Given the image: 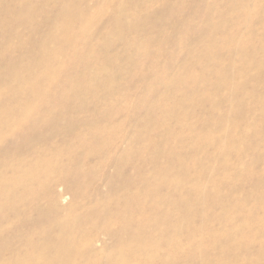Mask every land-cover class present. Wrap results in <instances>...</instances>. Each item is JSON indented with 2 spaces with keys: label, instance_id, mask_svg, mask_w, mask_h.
<instances>
[{
  "label": "rangeland",
  "instance_id": "374dc122",
  "mask_svg": "<svg viewBox=\"0 0 264 264\" xmlns=\"http://www.w3.org/2000/svg\"><path fill=\"white\" fill-rule=\"evenodd\" d=\"M63 9L82 18L74 22L75 50L82 54L53 34ZM51 47L65 57L54 80L33 59V51ZM256 62L262 68H254ZM188 73L196 81L175 82ZM0 85L3 115L20 117V105L39 112L20 121L21 135L13 139L19 143H0V174L10 172L0 175V185L17 159L51 152L60 134L100 127L103 136L89 140L93 154L86 156L91 150L82 143L59 158L64 173L77 169L80 186L75 176L55 183L42 173L47 186L38 187L39 176L20 164V182L8 183L16 209L0 213V259L9 241L38 222L54 235L75 234L84 220L86 230L75 235L100 239L94 264H142L149 251L129 253L139 236L167 250L169 241L187 243L197 230L200 246L183 247L195 254L174 264H264V0H0ZM45 108L51 126L41 123ZM50 132L52 146L42 140ZM126 189L137 190L130 197L133 238L110 229L104 217L116 205L104 202ZM91 251L78 248L79 259Z\"/></svg>",
  "mask_w": 264,
  "mask_h": 264
},
{
  "label": "bare ground",
  "instance_id": "6f19581e",
  "mask_svg": "<svg viewBox=\"0 0 264 264\" xmlns=\"http://www.w3.org/2000/svg\"><path fill=\"white\" fill-rule=\"evenodd\" d=\"M26 9L24 8L23 10H26ZM26 12L27 11L20 12L21 13V17H25L26 16ZM76 17H79V19H82L76 13H71L70 11L69 12L68 11L64 12V9L61 10L60 22L58 24L57 30L55 32H53V34H57V36L59 37L58 39L59 40L63 39V41H65V44L68 47H71L72 49H74V51L76 53L82 54L83 51H85L82 48H78L77 49L78 51L75 50L77 45L79 44V42L77 40V35L74 33V30L77 29L76 28L77 26L74 23ZM79 22H80V20H79ZM78 24H79V26H82L83 22H80ZM44 45H46V44H44ZM50 46H51V44H49V47ZM87 49H88V47H87ZM33 54H34V58L33 59L36 62V64L39 67L40 66H43V68L45 67L46 71L43 70V72L50 77V78H48L49 80H54V78H56L58 75L61 74L62 68L65 65L64 64L65 61L63 60V58H65V57L63 56V53H62L61 50H59V49L57 50V48L51 47L48 50L46 49L43 52L33 51ZM91 58H93L92 55H91ZM250 64H251V62H250ZM235 66H237V65L235 64ZM252 66L254 68H256V69L262 68V64L258 63V62H256ZM249 67H251V66L249 65ZM28 71H32V70L28 67ZM44 78H45V76H44ZM175 80H177V79L175 78ZM175 80H173L170 83V85L172 83L174 85V81ZM7 81L9 82L8 79H7ZM11 81H13V80H11ZM189 81H196V77L193 74L188 73L187 75L182 77V79L177 80L175 82L176 83L178 82L180 85H183V84H187V82H189ZM168 83L165 82V81L161 82V84H163V85H168ZM22 84L24 86H27L26 82H23ZM69 84L70 85L68 86V88L73 90L74 85H72L73 86L72 87L71 86V82ZM17 86H19V85H17ZM6 87H8V86L6 85ZM178 88H179L178 85H175V88H174L175 92H177ZM3 89H5V88H3ZM9 90H12V89L9 88ZM0 91H2V90H0ZM2 92H4V91H2ZM72 92H70V93H72ZM172 93H174V92H172ZM0 94H2V93H0ZM60 94H63V93H60ZM60 94H59V96H60ZM66 95H67V93H66ZM71 95H73V93L70 94V96ZM41 97L42 96H40V98ZM65 98H68V97H65ZM32 108H33L32 106H26V105H20L19 107H17L18 112L21 113V115H19L20 117H18V118H17L16 115L11 113L10 110H9L10 111L9 114L6 115V113H5L3 115L2 109H1V111H0V143L1 144L4 143V142H7V139H12L9 143H7V145H12L14 143H17L18 140L14 141L13 139L17 138L18 135H21L22 127L19 126L20 125V121L23 120V119H31L34 116H36V114L38 115V113H39V112L34 113L35 109H32ZM48 112H49L48 109L45 108L43 116H42L43 118L41 119V123L44 126H51V124H52V122L49 119L50 116H48ZM43 125H42V128H43ZM33 127L35 128V126H33ZM33 127H31V128H33ZM37 127L39 128V126H37ZM38 128H37V130H38ZM96 128L100 129V127H96ZM99 129H97L95 131L85 130V131H74V132H71V133L66 132V133L60 134V136H59V139H60L59 143L60 144L58 146L56 145L57 147L54 146L55 148L52 149L51 152L41 151L37 155H35V154L32 155V157L30 159H28V160H26L27 158L26 159L25 158H19V159L15 158V159H17V163H15V165L13 164L14 166H11L13 168V170H12V173H11L10 177L7 179V183H4V184L0 185V200L1 199L4 200L3 205L0 206V213L1 214L3 212H7L8 213V212H12V211H14V209H16V208L13 207V205H15V204H11V200H13V199L9 200V198L7 197L11 193L9 191V188H8V183H9L10 186H12V185H16V184H18L20 182V180H21V174H20V169L21 168H19L20 164H26L29 167H31V171L34 172V174H30V175H35V180H36V177L39 176V174H42V173H49L48 179L49 178H53V180L54 181L56 180L57 182L58 181H60V182L64 181L65 180V178H64L65 175H71V176H75V178H76L75 179L76 182H77L76 186H80L81 179H80V176L78 175V173L76 171L77 169L75 171H73L71 169V170H68V172L64 173L63 172L64 169L58 168L57 164H59L60 156H62L64 153L70 152L69 155H73V153H74L73 151H75L77 149V145L78 144H82V143L83 144H88V148L91 150V153L88 152L86 154V156H89V155L93 154L95 147L93 145H91L89 140L91 138H95V139L99 138L100 139L101 137H103L102 134H99L101 132V131L99 132ZM35 131H36V129H35ZM108 132H109L108 129L103 128L102 133H108ZM26 134H28V133H26ZM52 134H53L52 132L43 133L42 134V135H47L44 138H42V140H44L46 142V144H48V145H49V142L52 141V140H50V135H52ZM25 140H29V139H25ZM57 141H58V139H57ZM27 142H29V141H27ZM18 143H19V141H18ZM30 143L31 142H29L28 144H30ZM92 144H94V143H92ZM7 145H6V147H8ZM18 145H20V144H18ZM34 145H35V143H34ZM30 146H32V144H30ZM0 147H1V145H0ZM11 148L12 147H10V149ZM3 149H4V147L2 148V150ZM8 149H9V147L7 148V150ZM35 149L36 148L34 147L33 150H35ZM30 150H32V149H30ZM36 151H38V150L36 149ZM125 151H127V150H125ZM8 152L10 153V150ZM8 152H7V154H8ZM11 153H14V152L11 151ZM9 155L10 154H8L7 156H9ZM6 158L8 159V157H6ZM6 158L4 157L3 158L4 160L2 159L4 161V162L2 161V163H5V161H6L5 159ZM10 158L12 160V156ZM7 164H6V167L9 165V164L8 165ZM11 164H12V162H11ZM21 167H23V166H21ZM68 168H71V167H68ZM2 171H4V170H2ZM7 172H9L8 168H7ZM6 173H3V174L5 175ZM8 174H10V172ZM8 174H6V175H8ZM28 175H29V173H28ZM3 177L4 176H2L1 178L3 179ZM39 177L36 180V184H37L38 187H44L46 185V182H45L46 179H45L44 176H39ZM26 180H27V178H26ZM108 180H109V178H108ZM131 180H132V178H129V175L125 178V181H126L127 185L131 184ZM56 181H55V183H56ZM108 182L110 183V181H108ZM109 183H108V185H110ZM20 185H21V183H20ZM22 186H23V184H22ZM19 188H21V187H19ZM116 188H117L116 185H114V184H112V186L110 185L109 186V192L110 193L115 192ZM178 188H180L179 185H177L175 187V190H178ZM136 192H137V190H128V189H126L125 190V193H126L125 195H121V196L117 197V199H114V200H111V198H110L109 201L104 202V206H107L111 202L112 203L113 202L116 203V205H115L116 207L113 205L115 209H113V207L111 206L112 210L110 211V209H107V213L104 216L105 220L108 222L109 228L110 229L119 230L120 232L124 231V233L128 237L130 236V238H133V236H134L132 234V231H133V229H132L133 228L132 221H133V219L136 218V216L134 214V211H133V210H135V206H134L135 204L133 203V202H135V200L132 203H130L131 202L130 201V197L132 195H134ZM51 199H53V198H51ZM62 199L64 200V196H62ZM147 201H148L147 199L144 200V202H147ZM53 202L55 203V201H53ZM112 203H111V205H112ZM56 205L58 206V204H56ZM163 205H164V203H162V206ZM96 207L99 208V206H96ZM58 208H60V207H58ZM55 209H57V208H55ZM19 210L20 209H18V212H19ZM55 211H57V210H55ZM18 212H15V214L18 213ZM12 213H14V212H12ZM18 216H20V213H19ZM43 218H45V217H42L41 220ZM92 219H95V218H92ZM81 222H84V220L77 221L76 224L77 225L80 224V225L76 229L74 228L75 230L79 229L80 233L82 231L84 232L86 230V227H87V226H82ZM10 223L11 222H9V225H10ZM24 224H26V222H22L21 226L24 225ZM38 224L39 225L34 226L35 228H33V229L30 228L28 230L24 229V230L20 231L18 239L11 240L5 245L6 248H7L8 253L3 259H0V264H94V262H95L94 259H97L102 254V249H95L96 245L100 242V239H97V238H95L93 236H88V237L82 239L81 237L76 236L79 232H75L76 235L73 234V233L67 234V231H65V230H60L59 232H62V233H58L59 235L57 234V232H56L57 235L55 233H54V235H52L50 233H46V231H47L46 230V228H47L46 224H43V223L41 224L40 222H38ZM2 229H3V227H2V224L0 223V238L1 239L3 238L2 237V234H3ZM202 234H203L202 231L197 230V234L196 235L189 236V239L187 240V243L186 242L182 243L178 239H173V240L169 241V243L166 244L165 247L168 248L167 250H163V249L161 250L155 244L149 245V244H151V241H150L151 237L150 236L146 237V239H142V237L139 236L135 240L134 244H132V250L130 249L131 251H129V253H130V255H134L135 252L138 249L143 247V248L146 249V251H149V253L150 254L152 253L154 256H150V254L147 252L146 256H143V257L140 258V260L142 261L141 262L142 264H155L156 262H161V264H174L175 261H177V260H179V259H181L183 257L189 259V258H191L192 253L195 254V252L193 250L191 251L188 248H183V247L185 245H190V246H192L194 248H198L200 246L201 242L204 240V238L202 237ZM66 242L71 243V245L69 247H65L64 244ZM121 244L123 245L124 243H121ZM82 246H86V247H88V248H90L92 250L90 252V254L88 255V257L86 259H84V260H80L79 259V255H78V252H77L78 248H80ZM119 248H123V247H119ZM181 249H186V250H185V252L180 253L179 251H182ZM187 250H189V251H187ZM75 251H76V253H75Z\"/></svg>",
  "mask_w": 264,
  "mask_h": 264
}]
</instances>
